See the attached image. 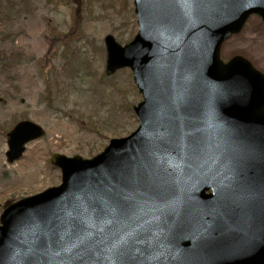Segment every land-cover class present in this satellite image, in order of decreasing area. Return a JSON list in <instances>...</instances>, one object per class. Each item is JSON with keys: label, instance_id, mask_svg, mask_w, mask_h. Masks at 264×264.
<instances>
[{"label": "water", "instance_id": "95a60500", "mask_svg": "<svg viewBox=\"0 0 264 264\" xmlns=\"http://www.w3.org/2000/svg\"><path fill=\"white\" fill-rule=\"evenodd\" d=\"M134 3V39L104 41L106 73L133 70L139 126L90 159L54 153L62 183L4 204L0 264H264V74L219 58L264 0ZM43 134L18 121L7 161Z\"/></svg>", "mask_w": 264, "mask_h": 264}, {"label": "rangeland", "instance_id": "374dc122", "mask_svg": "<svg viewBox=\"0 0 264 264\" xmlns=\"http://www.w3.org/2000/svg\"><path fill=\"white\" fill-rule=\"evenodd\" d=\"M0 22V52L13 59L8 68L0 66L1 210L5 199L59 183L52 153L88 158L132 131L137 121L131 107L140 94L128 68L104 73V35L124 44L137 30L132 0H0ZM235 53L264 72L258 16L222 44L223 59ZM22 118L41 124L45 134L8 163L6 132Z\"/></svg>", "mask_w": 264, "mask_h": 264}, {"label": "trees", "instance_id": "16d2710c", "mask_svg": "<svg viewBox=\"0 0 264 264\" xmlns=\"http://www.w3.org/2000/svg\"><path fill=\"white\" fill-rule=\"evenodd\" d=\"M2 25L0 22V33L2 31ZM0 66L2 68H8L6 67L8 64H10L11 60L13 61L11 55L7 54L6 52H0Z\"/></svg>", "mask_w": 264, "mask_h": 264}]
</instances>
